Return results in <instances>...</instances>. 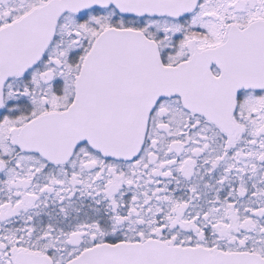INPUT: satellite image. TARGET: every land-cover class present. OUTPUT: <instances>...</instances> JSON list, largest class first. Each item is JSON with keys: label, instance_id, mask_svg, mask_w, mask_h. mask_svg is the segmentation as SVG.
<instances>
[{"label": "snow or ice", "instance_id": "snow-or-ice-1", "mask_svg": "<svg viewBox=\"0 0 264 264\" xmlns=\"http://www.w3.org/2000/svg\"><path fill=\"white\" fill-rule=\"evenodd\" d=\"M0 264H264V0H0Z\"/></svg>", "mask_w": 264, "mask_h": 264}]
</instances>
